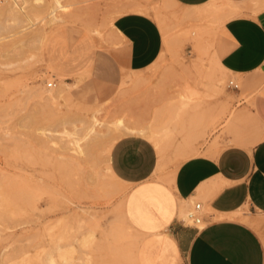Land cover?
Listing matches in <instances>:
<instances>
[{"label": "rangeland", "instance_id": "rangeland-1", "mask_svg": "<svg viewBox=\"0 0 264 264\" xmlns=\"http://www.w3.org/2000/svg\"><path fill=\"white\" fill-rule=\"evenodd\" d=\"M59 1L54 21L47 13L53 0H0V264H136L139 236L122 218L128 188L109 166L110 148L121 136H143L155 147L157 170L170 172L198 149L231 142L222 135L239 99L249 100L234 96L227 85L239 88V77L212 59V31L225 20L215 26L212 15L228 5L214 0L217 10L208 9L215 13L196 18L171 0ZM11 6L23 7L29 20L19 13L12 21ZM129 6L159 29L163 49L154 64L106 100L89 87L77 91L81 80L68 85L58 76L46 88L47 31L70 26L104 43L112 19ZM92 124L95 135L86 138ZM238 216L256 229L264 222L247 208Z\"/></svg>", "mask_w": 264, "mask_h": 264}, {"label": "crops", "instance_id": "crops-1", "mask_svg": "<svg viewBox=\"0 0 264 264\" xmlns=\"http://www.w3.org/2000/svg\"><path fill=\"white\" fill-rule=\"evenodd\" d=\"M173 1L205 5L207 15L218 8L214 0ZM223 1L229 9L214 19L224 12L229 17H220L213 58L239 77L234 96L249 100L239 99L222 135L231 142L217 151L198 149L170 172L157 170L155 147L143 136H121L109 151L113 174L128 188L121 214L139 236L136 264H264V222L256 229L238 216L245 208L264 216V0ZM162 49L156 23L129 6L112 19L104 43L70 26L51 28L42 42V67L55 83L81 80L77 91L89 87L106 100L126 78L154 64ZM194 203L206 209L200 228L180 218Z\"/></svg>", "mask_w": 264, "mask_h": 264}, {"label": "bare ground", "instance_id": "bare-ground-1", "mask_svg": "<svg viewBox=\"0 0 264 264\" xmlns=\"http://www.w3.org/2000/svg\"><path fill=\"white\" fill-rule=\"evenodd\" d=\"M15 1V3H16V0H14ZM173 3H175L173 0H171ZM53 2L55 3V6L51 9V11L50 12H47L48 13V16H49V14H50V17L49 18H51L52 20H58L57 19V16L58 15H56L55 13V11H57V9L58 8H62V5L60 4V1L59 0H53ZM212 2H215V1H212ZM214 4V3H213ZM228 5V4H227ZM208 6V5H207ZM12 7V6H11ZM8 8L7 9V13H8V15H9V18L10 19H12V21L13 20H15L16 18H17V16H18V14L20 13V15H23V16H25L26 18H27V20H29V18H28V16H27V14H26V11L23 9V7H21V6H18V8L14 11V9H13V7L12 8ZM4 9H5V7H4ZM187 9H189V10H192L193 11V13H192V15H195V16H193V17H196V16H207V10H206V6L205 5H203V6H199V7H193V8H187ZM208 9V8H207ZM229 9V8H228ZM1 10V9H0ZM45 10H47V9H45ZM6 11V10H5ZM17 12V13H16ZM187 13V12H186ZM209 13V12H208ZM212 13H214V12H212ZM3 14H5V13H3ZM183 14V13H182ZM188 14V13H187ZM225 14V12L224 13H222L221 15L219 14L217 17H221L222 15H223V17L226 19V17L228 16L229 17V14L226 16V15H224ZM232 14V13H231ZM230 14V15H231ZM209 16V15H208ZM213 16V18L215 17L214 15H212ZM226 16V17H225ZM184 17V16H183ZM182 17V18H183ZM191 17V16H190ZM220 17H219V19L218 18H216L217 20H212V22H211V24H214L215 26H216V23H217V25H219L221 22H222V19H220ZM186 18V17H185ZM188 18H189V16H188ZM197 18V17H196ZM212 18V19H213ZM224 18H223V20H224ZM187 19V18H186ZM5 20H6V18H5ZM9 22V21H8ZM210 24V25H211ZM210 26H208V29H212V28H209ZM212 33H213V37H214V32L212 31ZM45 37V36H44ZM43 42V41H42ZM213 59V62H214V64H216V66L218 67V68H220L221 70H222V68L217 64V62H216V60H214V58H212ZM225 71V70H224ZM211 77V76H210ZM211 86H212V88H214L215 90L217 89V87H218V79L217 78H212L211 79ZM94 122L96 123L97 122V119H94ZM83 124V123H82ZM98 124V123H97ZM93 126H94V124H92V127H90L86 132H85V134H84V136H86V138L88 137V136H90V135H92L93 134V136L95 135V131H92V128H93ZM86 129V128H85ZM84 129V130H85ZM94 129V128H93ZM95 130V129H94ZM182 213V212H181Z\"/></svg>", "mask_w": 264, "mask_h": 264}, {"label": "built area", "instance_id": "built-area-1", "mask_svg": "<svg viewBox=\"0 0 264 264\" xmlns=\"http://www.w3.org/2000/svg\"><path fill=\"white\" fill-rule=\"evenodd\" d=\"M46 88H52L56 86L55 81L53 80V77H51V81L45 82ZM228 88L232 90H237L238 85L234 83L233 81L228 82ZM183 222L187 226H192L195 228H200L205 224V220L203 219L202 214V206L200 203H194L191 207V209L186 213L185 219H183Z\"/></svg>", "mask_w": 264, "mask_h": 264}]
</instances>
